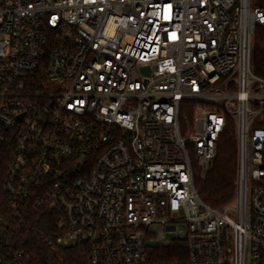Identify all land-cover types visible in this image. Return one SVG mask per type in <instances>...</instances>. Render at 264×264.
I'll return each mask as SVG.
<instances>
[{
  "label": "built area",
  "instance_id": "1",
  "mask_svg": "<svg viewBox=\"0 0 264 264\" xmlns=\"http://www.w3.org/2000/svg\"><path fill=\"white\" fill-rule=\"evenodd\" d=\"M258 28L259 0H0L14 218L29 204L55 212L53 243L84 245L87 264H264ZM229 122L237 193L217 209L195 178ZM0 264L44 263L0 241Z\"/></svg>",
  "mask_w": 264,
  "mask_h": 264
},
{
  "label": "trees",
  "instance_id": "2",
  "mask_svg": "<svg viewBox=\"0 0 264 264\" xmlns=\"http://www.w3.org/2000/svg\"><path fill=\"white\" fill-rule=\"evenodd\" d=\"M252 64L254 72L264 77V33L260 28L254 38ZM237 170L236 129L234 124L229 122L220 137L218 155L212 168L205 178H195L201 200L217 209H223L233 203L237 193ZM20 214L21 218H14L9 198L0 182V241L15 249L27 251L44 264H87L84 245L67 248L53 243L58 223L55 212L40 211L36 206L29 204L21 209Z\"/></svg>",
  "mask_w": 264,
  "mask_h": 264
},
{
  "label": "rangeland",
  "instance_id": "3",
  "mask_svg": "<svg viewBox=\"0 0 264 264\" xmlns=\"http://www.w3.org/2000/svg\"><path fill=\"white\" fill-rule=\"evenodd\" d=\"M255 3H256V0H252V6H254ZM252 53H253V51H252ZM252 66H253V64H252ZM169 241H170V237H167L166 243H168Z\"/></svg>",
  "mask_w": 264,
  "mask_h": 264
},
{
  "label": "water",
  "instance_id": "4",
  "mask_svg": "<svg viewBox=\"0 0 264 264\" xmlns=\"http://www.w3.org/2000/svg\"><path fill=\"white\" fill-rule=\"evenodd\" d=\"M259 5L264 7V0H259Z\"/></svg>",
  "mask_w": 264,
  "mask_h": 264
}]
</instances>
